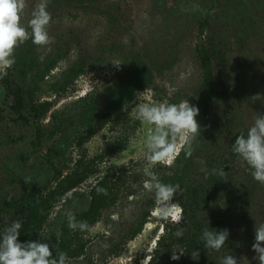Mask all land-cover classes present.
<instances>
[{"label":"rangeland","instance_id":"rangeland-1","mask_svg":"<svg viewBox=\"0 0 264 264\" xmlns=\"http://www.w3.org/2000/svg\"><path fill=\"white\" fill-rule=\"evenodd\" d=\"M37 2L27 0L25 27ZM47 10L52 43L39 47L29 39L20 45L0 79V232L5 221L20 220L16 206L25 189L45 194L77 161L103 155L95 159L96 172L68 193L70 199L55 204L38 232L37 240L54 253L61 219L88 209L90 188L99 180L123 176L90 230H71L72 248L82 246L83 252L70 255L68 264H218L228 254L240 264H259L252 245L256 224L264 223V185L232 145L264 115V0H48ZM30 47L35 63L22 76L20 56ZM136 54L150 80L110 107L131 82L126 65L137 67L131 58ZM20 92L28 103L49 101L51 108L36 119L29 106H17ZM187 100L200 110L192 156L182 150L171 167L149 165L151 126L136 119L138 104ZM116 142L123 146L114 148ZM145 168L180 186L173 202L188 206L200 225L191 232L198 234L197 259L186 256V219L175 225L151 214L155 200L143 188ZM180 226L187 229L172 243ZM205 228L229 230L220 251L204 247ZM173 251L184 254L173 260Z\"/></svg>","mask_w":264,"mask_h":264},{"label":"clouds","instance_id":"clouds-1","mask_svg":"<svg viewBox=\"0 0 264 264\" xmlns=\"http://www.w3.org/2000/svg\"><path fill=\"white\" fill-rule=\"evenodd\" d=\"M47 5L48 0H38L25 27L22 18L27 8V0H0V79H3L7 75V69L14 65L15 51L20 45L29 39L39 47L52 43L47 31L52 21ZM113 64L119 66L120 63ZM257 99L261 97H253V100ZM199 111V108L191 105L188 100L178 104L166 102L138 104L136 119L151 126L145 140L147 148L145 158L149 165L171 167L182 150L186 158L192 156L193 144L200 134V124L196 119ZM232 151L252 170L253 179L264 185V115L255 118L246 135L242 132L236 137ZM213 172L216 173L217 170L214 169ZM218 174L224 176L225 172L221 169L218 170ZM144 175L149 179L143 182V188L154 194L155 208L151 210V214L165 222L182 224L185 219L183 208L173 202L180 186L161 182L148 168H145ZM24 182L31 183L30 177H24ZM98 191L107 194V189ZM66 215L69 229L81 232L90 230L88 223L77 221L74 213L68 212ZM5 223L7 227L0 232V264H68L67 254L57 249L54 256L49 243L40 240L21 242L19 230L22 223L19 219ZM175 235L182 236L183 229H178ZM229 235L228 229L210 231L205 228L201 240L206 249L220 251ZM57 238L59 239L58 236ZM252 250L259 264H264V223L255 226ZM183 254V251H173L171 258L178 260ZM198 254L193 252L192 258L197 259ZM218 264H240V260L228 254L220 259Z\"/></svg>","mask_w":264,"mask_h":264},{"label":"trees","instance_id":"trees-1","mask_svg":"<svg viewBox=\"0 0 264 264\" xmlns=\"http://www.w3.org/2000/svg\"><path fill=\"white\" fill-rule=\"evenodd\" d=\"M33 49L30 47L28 50L23 49V52L20 56V64H21V75L25 76L28 72V69L32 67V65L35 63V59L33 56H30V51ZM141 56L139 54L133 55L131 58H134L133 64H138L137 67H132L129 64V67L126 65V69L129 71V81L128 86L126 89L122 90L120 89L116 98L112 100L110 103V107H117L118 104L122 102L124 98H131L133 95V92L142 86L145 82H148L150 80V74L146 70L147 64L143 60V58H140ZM55 62H52L54 64ZM50 68L48 67V70ZM47 70V71H48ZM44 74V73H43ZM42 74V76H44ZM209 93L212 94H218L216 89L213 86H210ZM51 102L45 101L42 103L37 104H31L28 103L24 97L23 94L20 92L17 96V106L19 108H23L25 106H29L31 112L34 114L36 119L42 118L48 110L51 108ZM24 117V116H23ZM0 115V119H1ZM94 129H91L87 136L83 138L82 140L86 139L87 137L91 136V133H94ZM123 144L121 142H116L114 144V148H120ZM104 157L103 155L99 156L95 159H102ZM89 160L85 163H82L81 160L77 161V166L74 171L64 176L62 179H60L54 187L47 191L45 194L43 190H35V189H25L24 193L22 195V199L20 203L16 206V212L18 213L20 217V221L22 223V228L19 230V240L21 242H26L30 240H37L38 239V232L39 229L42 227V225L48 220V217L51 213V211L54 209V206L56 203L62 201V199H65V196H68L70 199L71 196L68 195L69 192H71L73 189L81 185L84 181H86L90 175L94 174L96 172V168H94V164L96 160ZM123 181V176L119 174L115 178L111 177H104L103 179L99 180L97 184L92 186L89 191V207L87 210L79 213H74L76 216L77 221H86L88 225L91 227L93 226L97 219L100 216L101 210L107 206L109 200L114 199V192L115 188L117 187L118 183ZM99 189H107V194H103L102 192L98 191ZM112 195V196H111ZM65 199V201L68 200ZM7 204L9 205L10 202L8 201ZM184 210V216L186 219V226L190 228L188 231H190V234L187 236L188 238H185V251L186 256L191 257V254L194 250H196V247H198L197 244V233H194L191 235V232L195 230V228H199L200 225L198 223V220L195 218V215L193 214L190 216L188 214V206L185 204L183 205ZM68 222H67V216H65L63 219H61L60 224V233H61V241L58 246V250L65 252L67 254V257L70 255H77L81 252H83V247L78 246L76 248H72V236H71V229L68 228ZM143 226V222L139 225V228ZM180 226L182 229H187V227ZM178 228L177 226H175ZM181 237V236H180ZM180 238L178 236L172 235L170 236L169 240L174 243L177 242ZM183 240V238L181 239ZM164 240H161L160 243L162 244ZM170 243L169 245H172ZM168 249L172 251V247L169 246ZM57 250L53 253V255H56ZM150 264H153V260L150 262Z\"/></svg>","mask_w":264,"mask_h":264}]
</instances>
